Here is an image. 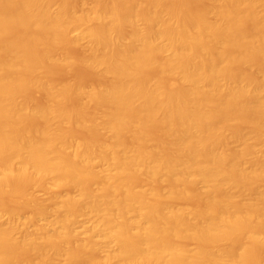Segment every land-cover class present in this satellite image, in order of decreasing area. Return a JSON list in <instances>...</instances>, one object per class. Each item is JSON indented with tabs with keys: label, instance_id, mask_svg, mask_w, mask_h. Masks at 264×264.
Here are the masks:
<instances>
[{
	"label": "bare ground",
	"instance_id": "bare-ground-1",
	"mask_svg": "<svg viewBox=\"0 0 264 264\" xmlns=\"http://www.w3.org/2000/svg\"><path fill=\"white\" fill-rule=\"evenodd\" d=\"M0 264H264V0H0Z\"/></svg>",
	"mask_w": 264,
	"mask_h": 264
}]
</instances>
